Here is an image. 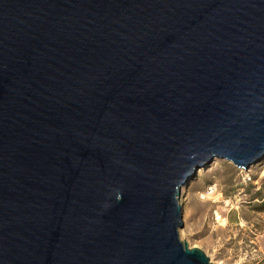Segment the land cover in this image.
Masks as SVG:
<instances>
[{"label":"water","instance_id":"obj_1","mask_svg":"<svg viewBox=\"0 0 264 264\" xmlns=\"http://www.w3.org/2000/svg\"><path fill=\"white\" fill-rule=\"evenodd\" d=\"M214 159L264 160V0H0V264H214Z\"/></svg>","mask_w":264,"mask_h":264},{"label":"rangeland","instance_id":"obj_2","mask_svg":"<svg viewBox=\"0 0 264 264\" xmlns=\"http://www.w3.org/2000/svg\"><path fill=\"white\" fill-rule=\"evenodd\" d=\"M180 198L181 239L214 264H264V160L244 170L214 159Z\"/></svg>","mask_w":264,"mask_h":264},{"label":"built area","instance_id":"obj_3","mask_svg":"<svg viewBox=\"0 0 264 264\" xmlns=\"http://www.w3.org/2000/svg\"><path fill=\"white\" fill-rule=\"evenodd\" d=\"M214 190H215V187L214 186H209L207 188V192H209V193L213 192Z\"/></svg>","mask_w":264,"mask_h":264},{"label":"bare ground","instance_id":"obj_4","mask_svg":"<svg viewBox=\"0 0 264 264\" xmlns=\"http://www.w3.org/2000/svg\"><path fill=\"white\" fill-rule=\"evenodd\" d=\"M180 197H181V195H180ZM180 200H181V198H180Z\"/></svg>","mask_w":264,"mask_h":264},{"label":"trees","instance_id":"obj_5","mask_svg":"<svg viewBox=\"0 0 264 264\" xmlns=\"http://www.w3.org/2000/svg\"><path fill=\"white\" fill-rule=\"evenodd\" d=\"M258 194H260V193H258ZM259 196H261V195H259Z\"/></svg>","mask_w":264,"mask_h":264}]
</instances>
